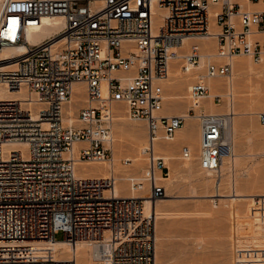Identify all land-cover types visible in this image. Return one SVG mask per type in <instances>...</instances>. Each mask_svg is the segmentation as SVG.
<instances>
[{
	"label": "built area",
	"instance_id": "obj_1",
	"mask_svg": "<svg viewBox=\"0 0 264 264\" xmlns=\"http://www.w3.org/2000/svg\"><path fill=\"white\" fill-rule=\"evenodd\" d=\"M247 1L263 5L249 7L243 0H0V89L21 91L0 98V264H76L74 253L55 257L51 248L34 253L19 245L21 240L56 239L58 231L74 246L80 239L99 245L107 239L108 264H154V215L143 212V194L153 201L162 197L165 186L159 180L169 171L155 143L172 139L190 114L198 123L199 166L217 174L228 149L222 142L224 116L231 114L202 106L186 114L164 113L169 62L179 57L183 71L201 67L189 84V96L212 95L219 102L221 87L212 79L231 74L232 57L245 54L255 63L264 57V0ZM53 15L62 16V25L30 40V34L40 32L42 17ZM206 36L216 45L201 63L199 39ZM7 45L24 49L4 57ZM77 81L83 83L85 99L77 122L68 124L63 107ZM118 101L130 118L145 120L147 140L140 153L146 157L148 185L127 177L131 188L138 186L143 194L117 195L113 172L105 177L75 173L77 159L112 163V108ZM258 116L264 122V112ZM190 155V147L181 145L180 156Z\"/></svg>",
	"mask_w": 264,
	"mask_h": 264
},
{
	"label": "rangeland",
	"instance_id": "obj_2",
	"mask_svg": "<svg viewBox=\"0 0 264 264\" xmlns=\"http://www.w3.org/2000/svg\"><path fill=\"white\" fill-rule=\"evenodd\" d=\"M243 1L249 3L247 0ZM215 29L217 30L218 27L215 26ZM211 39H213L214 43L212 47L215 48L216 40L215 38ZM237 57L247 62L249 61L253 66L264 64V58L261 62L255 63L248 55L241 54ZM178 63L181 65V60ZM199 69L202 68H195L192 76L187 77L176 90H179L178 93L187 95V98H183L186 101L164 102L165 112L182 113L190 105L193 97L189 96L187 86L195 79L196 70ZM234 77L235 80H233L234 82L232 81L234 102L237 99L242 100L243 102H239V109L247 107L246 109H250L249 111L252 112H240L237 114V118L241 121L244 120L248 127L245 131H239L236 136L235 150L239 155L233 174L237 188L244 193L254 194L252 197L231 195L210 197L209 194L215 192L213 183L217 178V174L214 171L207 172V170L199 166L198 148L191 150V155L187 158L180 156L181 145H188L184 141L171 145L172 158L170 159L166 158L164 152L157 151L163 156L165 163L169 167L166 178L159 180L165 186V194L167 195L164 194L158 199L156 211L152 213L154 215L156 234L155 250L157 249L159 255H161V264H264V198H260L258 195V193H264V122L260 121L258 116L259 112H264V70L246 77L244 75L240 76V74L238 75L240 78L235 75ZM213 80L218 81V85L223 88H220L221 91L220 89L216 90L221 92V100L219 102L213 101L211 96L195 99L202 101L204 104L211 100L215 103V107L221 106L224 111L228 108V95L224 94L228 90V81H226V76ZM219 81L221 82L220 84ZM163 86V94H165L166 88L165 85ZM241 95H245V98ZM247 96H249V100L246 99ZM252 96L255 99L252 98V100ZM187 100H189V104L186 103ZM246 101L247 103H244ZM83 103L84 101H70L67 107L72 105V111L76 114L79 106ZM204 104L200 106L205 108ZM114 107L121 109V117L117 121L114 113L112 122L113 142L125 143L119 149L116 147L117 156L113 159L115 162V165H113L116 168L114 173L117 176L115 184L121 194H128L133 188L129 186L130 181L127 177L129 175L136 177L144 174L146 157L140 153V149L147 139L146 124L144 119L130 118L127 113V107L123 102H114L113 110L115 109ZM190 121L186 120L185 127L188 126L186 132L192 137L194 124L196 129H198V123L196 119H191ZM131 124L137 127L140 134V143L137 145V149H135L136 146L133 147L127 141L129 140L127 136L129 135ZM190 131L193 133H190ZM245 135L250 136L249 141L246 140ZM164 141H171V139ZM246 152L251 154L246 155ZM126 153L139 155L141 166L134 169L132 164L125 163L124 160L128 156L125 155ZM112 154L114 156L113 151ZM103 161L108 162V160ZM245 168H248L246 172L243 170ZM230 183L231 174L227 171L219 185V192L223 194L230 193ZM146 185H148L147 181ZM149 212L147 210L146 213ZM55 237L56 239H61L63 237L62 232L58 231L55 233ZM70 251V248L65 251V247H57L53 255L55 257L69 255ZM41 252L43 250L37 253ZM94 262L97 261L92 263ZM83 264L87 263L84 262Z\"/></svg>",
	"mask_w": 264,
	"mask_h": 264
},
{
	"label": "bare ground",
	"instance_id": "obj_3",
	"mask_svg": "<svg viewBox=\"0 0 264 264\" xmlns=\"http://www.w3.org/2000/svg\"><path fill=\"white\" fill-rule=\"evenodd\" d=\"M246 4L249 7H255L257 5H263L262 3H250V2L246 3ZM157 11H161V10L157 9ZM157 22H158V17L155 16L153 18V25H155ZM62 23H63V19H62L61 15L43 16L42 17V25L40 26V32L35 33V34H30L29 39L30 40H37V39H39L45 35H48V34L52 33V31H54L58 27H60L62 25ZM215 26L216 25L214 23L211 24L212 31H216ZM210 38H213V37L212 36H206L204 38L199 39V44L202 47H204L203 48L204 52L201 54V58H200L201 63L205 60L206 57H208V54L213 53V51H210V50L211 49L213 50L214 47H212V46L214 43H213V39H211L212 40L211 41ZM190 40L191 39L187 38L184 40V43L186 44ZM23 49H24V46H22V45H7L3 48L2 55L4 57H9L10 55H12V53H20L19 51H23ZM237 56H239V55H235L232 57V59H231L232 60V72H231V74L226 76V79H227L226 81H228L229 86H228V92H226L224 94H226V96L228 95L227 96L228 97V108L223 111L221 106L215 107L214 106L215 103H213L211 100L207 101V103L204 104L202 101L195 99L198 97H193V99L190 98V99H192L190 101L191 102L190 105H188V107L185 108V111L180 113V114H186L188 108L198 107L202 104H204L205 109H208L209 111H216L219 113H231L229 116H224L225 132H224V135L222 136V142L225 145V147L228 149H225L222 153V160H221L219 168L217 169L218 172L216 175L217 178H219V179L216 178L215 182L213 183V185H214L213 187L215 188V192L213 194L212 193L209 194L210 197L211 196H217V195H219L220 197H221V195H222V197H224L226 195H231V196H236V197H252L254 194V193H244L239 188H237L236 183H235V177L233 174L234 173V166L237 163V158L239 155V153H237L235 150L236 136H237V133L239 131H241V130L245 131L248 127L247 124H245L244 120L241 121L240 119L237 118V114L240 112H252V111H249L250 109L247 110L246 109L247 107H244L243 109H239L240 107H238V105H239L240 101L243 102L242 100L237 99V100H239L238 104H237V100H236V102H234V100H233V96H234L233 94L234 93L232 91V85H233L232 81L235 80L234 75L238 77V75L240 74V76L244 75L246 77V76H250L253 73L263 71L264 70V64H262L261 66H255V65L253 66L249 61L247 62L244 59H241ZM179 60H180V58L178 57V58L171 59V61L169 62L168 75L163 80V83H164L165 88H166L163 103L166 101L167 102H169V101L185 102L186 101V100L184 101L183 98L184 97L187 98V95L186 94L183 95L181 93H178L179 90L178 91H176V90L187 77L189 78L190 76H192L193 72L195 71V67H193L187 71H183L181 69L179 63H178ZM6 63L7 62H3L2 65L6 64ZM233 73H235V74H233ZM223 77H225V76H223ZM238 78H240V77H238ZM213 82L217 83L218 81L213 80ZM220 83L221 82L219 81V84ZM217 85H218V83H217ZM188 87H189V85L187 86V90H188ZM236 90H238V89H236ZM220 91H221V89H220ZM220 91H218V92H220ZM16 92H17L16 90H12V89H10L9 91L0 89V98L1 97H12V96L18 95V94L21 95V91H19L18 93H16ZM230 92L232 93V95H230ZM244 92H246V91H244ZM256 94L259 95L258 93H256ZM210 96L212 97V95H210ZM244 96L245 95H243L242 97H244ZM254 96H252L251 99L252 98L255 99ZM248 97L249 96H247V98H246L247 100H249ZM84 99H85V94H84V86H83L82 81L74 82L73 83V89H72L71 101H73V102H78V101L81 102L82 101L83 102ZM189 100H187V102H186L187 104H189L188 103ZM244 103H247V101ZM67 104L63 107V113H64L63 119L68 124L69 123H75L77 121H76L75 114L72 111V105H69V107H67ZM248 104H249V102H248ZM114 110H115V112H114ZM114 110H113V112L116 114V115L115 114L114 115L118 121V119H120V117H121V109L119 107H116ZM162 111L165 112L164 106L162 107ZM187 119L189 122L191 119H195V117L189 114L187 116ZM186 120H185L184 124L177 129V132L174 135V137L171 139V141H164L161 139L155 143L156 151L164 152L166 158L170 159V158H172L171 152H170L171 145L173 146V144H176L179 141L187 142L188 146L190 147L191 150H193L194 148L199 149V137H200L199 136V129H196V132H195V134H193L192 137L189 136V134L186 132V128L188 126L185 127L186 126ZM117 124H118V122H117ZM119 125H120V123H119ZM191 126H189V127H191ZM129 128H130L129 129V135L127 136V139H129V140H127V141H129L133 147L136 146L135 149H137V145L140 143L139 142L140 141L139 130L137 129V127L135 125H132V124H131V127H129ZM191 131H193V130H191ZM191 131H190V133H193ZM245 137H246L247 141L250 140L249 135H245ZM77 143L78 142H76L74 145H77ZM145 143H146V141H145ZM17 144L18 143H11L12 146H16ZM124 144L125 143H123V142H117V143L113 142L112 151L114 153V156L111 160L112 163H109V161L108 162H104V161L102 162V160L101 161L85 162L84 160L77 159L75 161V165H74L75 173L77 175L82 176V177H105L109 173L113 172V174L117 178L116 174L114 173L116 168L114 166L115 162L113 161V159H115V157L117 156L116 155V147L119 149ZM118 149H117V153H118ZM136 152H138V151H136ZM119 153H120V151H119ZM245 154L247 155V154H251V153L246 152ZM125 155H128L125 158V160L127 162H130V164H132L134 166V169H137L139 166H141V160H140L141 158H139V155H137V154L136 155L135 154L130 155L127 153ZM246 169H248V168H245L243 170L246 172ZM205 170H207V172L212 171L210 169H205ZM227 171H229L231 174V183H230L231 192L228 194L227 193L223 194V193L219 192V185H220L221 181L223 180V176L225 175V173ZM133 178H135L136 181H139V180L142 181L143 184L141 186H143V187L147 186L144 175H139L136 177L133 176ZM163 178H166V176H163ZM123 185H126V184H123ZM136 187L133 186V190H131V192L128 194L129 195L143 194L142 191L136 190V189H138V186H136ZM115 193L117 195L121 194V192L118 191V187L116 186V184H115ZM165 195H167V194H165ZM258 195L260 198H264V193H258ZM158 199H160V198H157L154 201L150 200L147 197L146 193H144L143 194V212L146 213L147 210H149L151 213H154L156 211V208H157ZM155 238H156V234H155ZM20 242H21V244H19V245H24L26 250H29V251L34 252V253L40 252L41 250L45 251L46 248H51L52 252H54L55 248H57V247H65V251H68L70 248L71 251H70L69 255H72L74 253V255L76 257V264H83L84 262L87 264H108V260H109L108 255L110 252V243L107 241V239H103L102 245H99L97 242H95L93 240L80 239V240L76 241L75 246L71 245L65 239H28V240H21ZM87 250H89V252H87ZM93 261H97V262L92 263ZM161 261L162 260H161V255H159V251L157 249L155 250V248H154V264H161Z\"/></svg>",
	"mask_w": 264,
	"mask_h": 264
},
{
	"label": "crops",
	"instance_id": "obj_4",
	"mask_svg": "<svg viewBox=\"0 0 264 264\" xmlns=\"http://www.w3.org/2000/svg\"><path fill=\"white\" fill-rule=\"evenodd\" d=\"M164 113H167V112H164ZM172 113H174V112H172ZM194 134H195V132H196V125L194 124Z\"/></svg>",
	"mask_w": 264,
	"mask_h": 264
}]
</instances>
